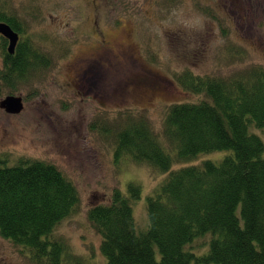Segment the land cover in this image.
<instances>
[{
	"label": "rangeland",
	"instance_id": "obj_1",
	"mask_svg": "<svg viewBox=\"0 0 264 264\" xmlns=\"http://www.w3.org/2000/svg\"><path fill=\"white\" fill-rule=\"evenodd\" d=\"M0 11L17 16L25 37L53 61L46 74L16 91L0 85V103L16 96L24 104L17 114L0 105V157L9 165L21 159L54 164L73 182L78 207L50 238L64 245V259L105 264L102 236L89 211L108 204L115 190L128 194L129 183H136L142 188V198L133 202L136 231L145 232L147 197L156 195L171 172L118 158L116 131L144 119L174 155L164 136L170 108L207 99L188 91L178 77L191 72L228 79L264 70V0H0ZM123 43L131 45L126 54L116 51ZM3 58L0 40V70ZM78 65L90 73L87 87L86 81H72ZM144 80L158 95L142 98ZM250 131L264 142L261 130ZM231 154H200L176 161L171 170L221 162ZM213 237L196 240L195 252L205 253ZM0 264L35 263L30 252L0 234Z\"/></svg>",
	"mask_w": 264,
	"mask_h": 264
},
{
	"label": "trees",
	"instance_id": "obj_2",
	"mask_svg": "<svg viewBox=\"0 0 264 264\" xmlns=\"http://www.w3.org/2000/svg\"><path fill=\"white\" fill-rule=\"evenodd\" d=\"M0 22L20 35L14 54L0 36V85L16 91L46 74L53 61L25 37L17 16L0 11ZM178 81L207 99L170 108L164 136L174 155L144 119L116 131L118 158L171 172L147 197L145 232L136 231L133 202L142 198L136 183H129L128 194L115 190L108 204L89 211L105 264H264V142L250 131L255 126L264 133V70L228 79L187 72ZM217 151L232 154L171 170L176 161ZM79 202L76 186L54 164L21 159L9 165L0 157V234L30 252L35 264H87L80 257L64 259V245L50 238ZM207 234L214 236L207 251L196 253L194 242Z\"/></svg>",
	"mask_w": 264,
	"mask_h": 264
},
{
	"label": "water",
	"instance_id": "obj_3",
	"mask_svg": "<svg viewBox=\"0 0 264 264\" xmlns=\"http://www.w3.org/2000/svg\"><path fill=\"white\" fill-rule=\"evenodd\" d=\"M0 35L8 41L9 53L14 54L20 41L19 33L13 30L9 24L0 22ZM0 105L10 114L21 113L24 109L22 98L16 96L7 97L0 103Z\"/></svg>",
	"mask_w": 264,
	"mask_h": 264
},
{
	"label": "flooded vegetation",
	"instance_id": "obj_4",
	"mask_svg": "<svg viewBox=\"0 0 264 264\" xmlns=\"http://www.w3.org/2000/svg\"><path fill=\"white\" fill-rule=\"evenodd\" d=\"M239 16L243 17V16H245V14L242 13V14H239ZM244 19H245V18H244ZM94 22H95V21H94ZM0 36H1V35H0ZM1 37H2V36H1ZM3 38H4V37H3ZM111 49H113V50H111L112 52L115 51L114 48H111ZM130 50H131V45H126V44H124V43H123V44H120V46H117V47H116V51H118V52H120V53H122V54H126V53H128ZM115 54H118V53H115ZM118 55H119V54H118ZM75 71H76V72H75V77L72 78V81H73L75 84L78 83V82H80V81H86L87 83H84V82H83V83H84L85 86L87 87V85H88V77H89V74H90V73H89L88 71H85L83 65H78ZM143 83H144V88H143V90L140 92L142 98H144V99H150L151 97L158 95L159 91H158L157 89H153V90H151V88L148 87V86L146 85V81H145V80L143 81Z\"/></svg>",
	"mask_w": 264,
	"mask_h": 264
}]
</instances>
